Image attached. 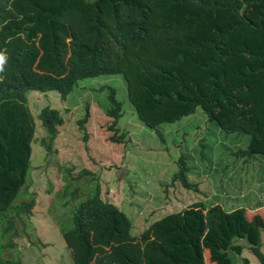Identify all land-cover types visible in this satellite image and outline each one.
I'll return each instance as SVG.
<instances>
[{
    "label": "trees",
    "instance_id": "1",
    "mask_svg": "<svg viewBox=\"0 0 264 264\" xmlns=\"http://www.w3.org/2000/svg\"><path fill=\"white\" fill-rule=\"evenodd\" d=\"M101 75L123 79L136 119L161 141L162 126L200 109L226 135L248 137L234 157L244 164L264 157V0H0V238L17 236L15 221L35 211L24 192L14 204L38 130L27 95L55 91L66 99L78 81ZM101 89L109 140L123 144L122 103L113 87ZM38 121L44 132L36 142L50 154L64 119L44 107ZM88 122L87 105L79 130ZM176 166L165 189L176 183L196 191L187 157ZM86 176L87 185L97 183L82 169L61 194L74 187L63 204L74 202L68 222L59 227L73 264H207L206 255L210 264H249L245 249L264 264V214L248 218L244 208L195 202L144 219L138 231L135 215L103 200L98 184L75 185Z\"/></svg>",
    "mask_w": 264,
    "mask_h": 264
},
{
    "label": "rangeland",
    "instance_id": "2",
    "mask_svg": "<svg viewBox=\"0 0 264 264\" xmlns=\"http://www.w3.org/2000/svg\"><path fill=\"white\" fill-rule=\"evenodd\" d=\"M102 86L113 87L122 103L123 115L117 126L120 133L127 131V136L121 145L108 141L113 132L107 130L108 91ZM27 96L35 125L40 127L36 136L40 130L44 132L38 121L44 107L60 111L64 125L50 154L38 145L37 138L32 143L29 177L14 204L24 192L25 200L34 198L35 211L30 217L22 216V221H15L17 236L11 239L14 246L0 254L5 260L15 261L18 257L21 264H73L59 227L62 221L68 222L74 202L66 207L63 204L74 187L65 192V197L61 194L67 178L77 179L82 169L93 173L97 183L87 185L91 176H86L76 180L75 185L98 184L103 200L119 206L131 220L136 218L138 231L144 219L158 220L195 202L206 208L218 203L227 212L244 208L248 218L264 214V157L245 164L234 157L233 152L246 148L248 137L226 135L200 109L162 126L164 141H161L136 119L126 98L125 83L118 75L80 80L66 99L55 91L30 92ZM87 105L90 122L86 124L87 141H84L77 122L83 118ZM180 157H187V179L196 185V191L176 183L165 189ZM0 243L7 244V238H0ZM261 250L264 253V233ZM243 257L249 264H259L248 249ZM206 263L210 264L208 255Z\"/></svg>",
    "mask_w": 264,
    "mask_h": 264
},
{
    "label": "clouds",
    "instance_id": "3",
    "mask_svg": "<svg viewBox=\"0 0 264 264\" xmlns=\"http://www.w3.org/2000/svg\"><path fill=\"white\" fill-rule=\"evenodd\" d=\"M58 94V93H57ZM59 95V94H58ZM60 96V95H59ZM61 97V96H60ZM89 122H90V120H89ZM88 122V123H89ZM87 123V124H88ZM110 123V120H109V122H108V124ZM40 125V124H39ZM86 125V124H85ZM108 126V125H107ZM37 128L39 129L40 127H38L37 126ZM42 128V127H41ZM108 128V127H107ZM61 130V129H60ZM59 130V131H60ZM41 131V130H40ZM40 131H39V133H38V136L40 135ZM42 132V131H41ZM83 132V131H82ZM84 133V141H87V133H86V130H85V132H83ZM42 135V134H41ZM58 135H59V132H58ZM58 135H57V137H58ZM38 136H36V138L38 137ZM56 137V138H57ZM35 140V139H34ZM36 140H38V138L36 139ZM56 140V139H55ZM108 141H110L109 140V138H108ZM111 142V141H110ZM111 143H113V144H117V145H121L122 143H114V142H111ZM93 174V173H92ZM7 241H8V239H7ZM9 243H11V240L10 241H8ZM8 244V243H7ZM7 244H5V245H2V244H0V248L1 247H3V249L0 251V254L6 249V248H8V247H11V246H14L12 243V245L11 246H7ZM17 262H19V264H21L20 263V260L18 259V257H15V261H8V260H5L3 257H1L0 256V263H2V264H10V263H13V264H16Z\"/></svg>",
    "mask_w": 264,
    "mask_h": 264
}]
</instances>
